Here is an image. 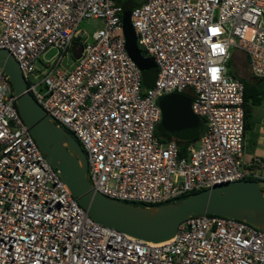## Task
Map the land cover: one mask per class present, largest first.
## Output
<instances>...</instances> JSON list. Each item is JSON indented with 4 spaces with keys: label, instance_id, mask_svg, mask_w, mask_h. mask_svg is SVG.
<instances>
[{
    "label": "built area",
    "instance_id": "1",
    "mask_svg": "<svg viewBox=\"0 0 264 264\" xmlns=\"http://www.w3.org/2000/svg\"><path fill=\"white\" fill-rule=\"evenodd\" d=\"M122 10L121 0H0V47L81 143L93 187L158 204L223 181L264 179V157L252 160L261 172L243 163L244 83L227 66L235 48L252 75L264 76V0L136 3L137 45L157 66L144 88ZM83 18L99 20L89 36ZM76 38L80 51L62 65ZM186 89L203 131L180 154L178 137L156 132L158 99ZM15 97L0 68V264H264V229L240 218L191 214L161 241L95 220L46 159Z\"/></svg>",
    "mask_w": 264,
    "mask_h": 264
},
{
    "label": "water",
    "instance_id": "2",
    "mask_svg": "<svg viewBox=\"0 0 264 264\" xmlns=\"http://www.w3.org/2000/svg\"><path fill=\"white\" fill-rule=\"evenodd\" d=\"M134 3L126 0L122 4L125 47L140 69L149 70L156 63L143 56L137 45L130 19ZM0 68L8 74L17 109L46 159L56 167L77 201L98 222L151 241L172 237L181 220L198 213L232 216L264 229V179L223 181L158 204L123 201L96 190L87 175V157L81 144L54 121L29 91L19 62L5 47H0ZM191 101L187 93L177 91L158 99L163 124L178 130L184 138L194 137L201 126V118L192 111Z\"/></svg>",
    "mask_w": 264,
    "mask_h": 264
},
{
    "label": "trees",
    "instance_id": "3",
    "mask_svg": "<svg viewBox=\"0 0 264 264\" xmlns=\"http://www.w3.org/2000/svg\"><path fill=\"white\" fill-rule=\"evenodd\" d=\"M125 1L126 0H121V3L123 4ZM133 1L135 2L134 4H136L142 0H133ZM76 45L79 47V50H80L82 47V43L81 41L78 40V38H76V40L74 41V44L72 45L73 53H75V51L77 50ZM140 51L142 55L145 56L146 58H151L150 56L146 55L145 52L141 48H140ZM245 63H247L246 59H245ZM228 71L233 76L238 77L244 83V104L243 105H244V121H245L244 127L246 131V129L251 127L253 117H254V107L259 105L264 99V76L256 77L252 75L250 72L239 74L237 71H231L229 68H228ZM156 74H157V66L149 70L141 68V82H142L143 88L145 86H150L153 84ZM187 94L191 96L189 92ZM202 131H203V120H201V126H200L198 133L194 137H191V138H184L178 130L165 126L161 118L156 125V132L160 134L162 137L169 138L171 136H175L179 138L178 140H179L180 154L185 153L187 144L197 139L202 133ZM246 178L255 179V177H246ZM195 191H192L190 193H193ZM190 193L181 195L176 198H180Z\"/></svg>",
    "mask_w": 264,
    "mask_h": 264
},
{
    "label": "rangeland",
    "instance_id": "4",
    "mask_svg": "<svg viewBox=\"0 0 264 264\" xmlns=\"http://www.w3.org/2000/svg\"><path fill=\"white\" fill-rule=\"evenodd\" d=\"M99 23L98 19H94V18H83L80 23H79V28L80 29H85L88 31V36L90 35V31H92V29ZM77 50L76 51H80L79 47L76 45ZM231 54L230 57L227 61V65L228 68L231 71H237L239 74H243V73H249V68L247 63H245V58L242 59V53L240 50L233 48L231 50ZM54 51L51 50L49 52L46 53V56L49 57L51 56V54ZM73 51L70 48L68 52H66V54L64 55V59L62 61V65H64L66 63V61L73 60ZM38 77V76H37ZM146 87V86H145ZM189 89H186V91L188 92ZM190 92V90H189ZM254 117H253V121L251 124V127L248 130V134H247V144L249 146H254L255 141L257 140V137L260 136V134H262L264 132V99L263 101L255 106L254 109ZM264 137V136H263ZM196 140V139H195ZM193 140V141H195ZM80 143V142H79ZM197 143V140L194 142V144ZM81 144V143H80ZM257 171L261 172V168L257 167L256 168Z\"/></svg>",
    "mask_w": 264,
    "mask_h": 264
},
{
    "label": "crops",
    "instance_id": "5",
    "mask_svg": "<svg viewBox=\"0 0 264 264\" xmlns=\"http://www.w3.org/2000/svg\"><path fill=\"white\" fill-rule=\"evenodd\" d=\"M242 53V59L245 58L243 52ZM190 90V89H189ZM188 90V92H189ZM186 93H188L187 91H185ZM255 109V107H254ZM255 114V113H254ZM249 128L246 129L245 131V136H244V149H243V163L245 166H253L254 169L256 170V168L258 167L257 165L252 164V160H254L257 157H264V132L262 134H260V136L257 137V140L254 143V146H249L247 144V132H248ZM166 138V137H165ZM262 171V169H261ZM259 172V171H258ZM264 172V170H263Z\"/></svg>",
    "mask_w": 264,
    "mask_h": 264
}]
</instances>
